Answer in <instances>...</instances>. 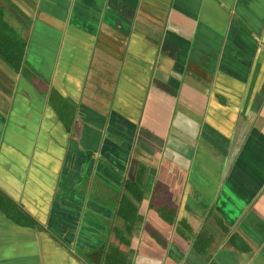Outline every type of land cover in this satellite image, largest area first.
<instances>
[{
  "label": "crops",
  "instance_id": "crops-1",
  "mask_svg": "<svg viewBox=\"0 0 264 264\" xmlns=\"http://www.w3.org/2000/svg\"><path fill=\"white\" fill-rule=\"evenodd\" d=\"M27 4L0 264H264V0Z\"/></svg>",
  "mask_w": 264,
  "mask_h": 264
},
{
  "label": "rangeland",
  "instance_id": "rangeland-1",
  "mask_svg": "<svg viewBox=\"0 0 264 264\" xmlns=\"http://www.w3.org/2000/svg\"><path fill=\"white\" fill-rule=\"evenodd\" d=\"M27 2H31V0H0V4L2 5H0V10L3 11L0 12V24L4 23L2 17L6 16V19L9 21V28H6L8 29L7 32L13 33V35L16 34L19 38L23 36L27 24L32 25V23H35L37 25L38 22L32 17L33 12ZM11 17H15V19Z\"/></svg>",
  "mask_w": 264,
  "mask_h": 264
},
{
  "label": "trees",
  "instance_id": "trees-1",
  "mask_svg": "<svg viewBox=\"0 0 264 264\" xmlns=\"http://www.w3.org/2000/svg\"><path fill=\"white\" fill-rule=\"evenodd\" d=\"M0 54L8 61L12 66L18 67L21 63L24 53L23 43L20 39L13 40L8 35L0 31ZM0 206L9 214L21 213L20 210L15 207L13 202L0 193Z\"/></svg>",
  "mask_w": 264,
  "mask_h": 264
}]
</instances>
